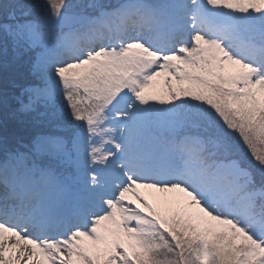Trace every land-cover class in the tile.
Wrapping results in <instances>:
<instances>
[{
    "label": "snow or ice",
    "instance_id": "snow-or-ice-1",
    "mask_svg": "<svg viewBox=\"0 0 264 264\" xmlns=\"http://www.w3.org/2000/svg\"><path fill=\"white\" fill-rule=\"evenodd\" d=\"M0 264H264V0H11Z\"/></svg>",
    "mask_w": 264,
    "mask_h": 264
},
{
    "label": "trees",
    "instance_id": "trees-1",
    "mask_svg": "<svg viewBox=\"0 0 264 264\" xmlns=\"http://www.w3.org/2000/svg\"><path fill=\"white\" fill-rule=\"evenodd\" d=\"M11 0H0V3L7 4ZM114 2V0H113ZM9 67L7 71L0 68V89L5 87L10 88L12 91L19 92V87H12L10 81H15L17 86L25 85L29 78L30 73L28 71V54H22L20 58L16 61H12V53L9 52Z\"/></svg>",
    "mask_w": 264,
    "mask_h": 264
}]
</instances>
